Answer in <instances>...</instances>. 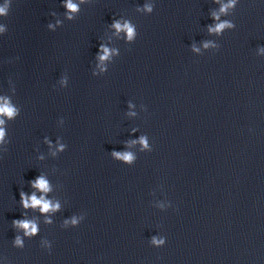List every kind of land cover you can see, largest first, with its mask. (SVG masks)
Returning a JSON list of instances; mask_svg holds the SVG:
<instances>
[{
    "label": "clouds",
    "instance_id": "1",
    "mask_svg": "<svg viewBox=\"0 0 264 264\" xmlns=\"http://www.w3.org/2000/svg\"><path fill=\"white\" fill-rule=\"evenodd\" d=\"M67 7L70 10L75 11L77 6L75 4H73V3H71V0H69V3L67 4ZM2 11H3V9H0V12H2ZM223 26L224 25H219L218 26V29L219 28H222ZM116 27L119 29L120 28V25H116ZM125 27H127V25H125ZM128 31H129V34L131 35L132 29L131 28H128ZM0 113H7L9 116H11L13 114V110L11 108H8V107H3V108H0ZM2 135H3V133H2V131H0V137H2ZM34 186L39 187L41 189H45V190L47 188L46 182L42 178L39 179ZM31 204L32 205H39V204H41V200H37L35 198V196H33L31 198ZM24 206L25 207H28L29 206L28 200H24ZM49 206L50 205L48 203H46V202L43 203V209L42 210H45V211L48 210ZM20 226L23 227V228H25V229H29V227H30L27 222L21 223ZM30 231L31 232H35L36 231L34 225L31 226Z\"/></svg>",
    "mask_w": 264,
    "mask_h": 264
}]
</instances>
